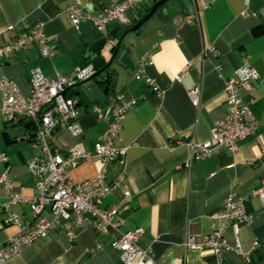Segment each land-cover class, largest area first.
Listing matches in <instances>:
<instances>
[{
  "label": "crops",
  "instance_id": "crops-1",
  "mask_svg": "<svg viewBox=\"0 0 264 264\" xmlns=\"http://www.w3.org/2000/svg\"><path fill=\"white\" fill-rule=\"evenodd\" d=\"M121 1L0 0V46L29 28L41 26L55 47L52 58L41 57L36 47L11 56L0 64V81L13 80L20 93L28 96L32 69L39 67L43 75L54 78L83 66L87 46L111 30L118 29L120 36L128 28L110 23L100 33L88 20L75 28L66 6L74 4L97 14ZM157 1L140 5L131 18L143 16ZM205 1L172 0L157 10L164 9L162 18L155 14L127 33L107 71L108 95L102 94L96 82L85 84L92 87L86 99L76 96L78 87L71 89L73 97L82 101L78 106L82 135L74 137L61 127L50 136L51 147L57 152L93 151L107 125L97 122L92 106L116 93L136 101L121 119L117 145L127 147L124 163H111L106 175L107 183L120 172L123 180L98 202L99 207H118L123 225L101 233L90 214L79 227L71 219H63L2 264H124L111 244L123 232L133 230H140L137 244L152 251L154 264H214L211 250L187 248L185 243L188 237L198 240L211 232L215 216L230 193L241 200L248 218L225 229L223 263L264 264V203L253 195L260 188L264 190V0H211L202 9ZM115 43H109L102 52L106 60L110 58L108 49ZM244 59L258 78L251 90H240V103L249 106L259 123L258 131L240 141L234 155L221 150L188 169L178 167L188 158L185 142L191 138L209 140L215 123L225 116L226 84ZM141 60L147 63L145 74L154 81L156 91L144 80L134 79ZM178 75L180 79H176ZM102 77L105 79L104 74ZM193 85L201 89L197 107L187 94ZM27 124L21 118L5 121L0 112V153L7 157L6 163H0V174L8 170L13 190L32 198L37 180L26 167V160L35 153ZM3 133L9 134L11 144L5 145ZM98 168L95 161L82 162L70 170V177L82 182L95 176ZM4 203L0 185V250L10 236L19 233L15 226L3 224ZM8 211L23 220H34L27 202L10 204ZM37 220H52L48 208ZM236 241L249 254L250 263L233 251Z\"/></svg>",
  "mask_w": 264,
  "mask_h": 264
},
{
  "label": "built area",
  "instance_id": "built-area-1",
  "mask_svg": "<svg viewBox=\"0 0 264 264\" xmlns=\"http://www.w3.org/2000/svg\"><path fill=\"white\" fill-rule=\"evenodd\" d=\"M147 1L149 0H123L110 8H103L97 14L86 12L77 5L68 4L65 12L75 28H78L80 22L88 20L100 33H104L110 23L120 27L127 26L132 14ZM210 2L211 0L205 1L202 9H206ZM195 19L198 21V12L195 13ZM52 40V37L43 33L41 26L29 28L9 43L0 46V64L16 53L32 47L37 48L41 57L52 58L55 55ZM146 64L145 60L140 61L134 72V79L144 80L152 90L156 91L154 81L145 74ZM93 73L92 66L87 63L73 69L65 76L56 75L54 78H48L42 74L39 67H36L31 71L29 80L31 91L28 96L20 93L13 80L0 81V112L4 120L12 122L21 118L31 123L30 146L35 153L26 160V167L37 180L36 194L32 198H25L13 190L8 170L0 174V185L4 189L5 198L3 224L13 225L19 231L17 235L10 236L0 250V264L22 251L63 219H71L79 227L84 224L85 216L90 214L94 218L96 231L101 233H106L108 228L116 230L124 223L118 207H99L98 202L118 188L123 180L122 172L110 183L106 182V175L111 163L118 162L120 165L124 163L127 147L117 145L122 131L121 119L136 101H127L121 93H116L104 103L92 106L97 122H105L107 125L93 145V151L57 152L52 149L50 143V136L56 128L63 127L74 137L82 135L83 130L78 123L79 101L75 97L63 96L62 93L67 92L75 84L87 80ZM180 77L181 75H178L176 79ZM257 78L255 69L247 59H244L242 65L235 70L233 77L227 81L225 116L215 123L209 140L198 142L191 138L185 142L188 158L178 167L188 169L194 163L207 159L221 150L234 155L240 141L256 134L259 123L249 106L240 103L239 93L242 89L251 90ZM187 94L191 104L197 107L201 89L193 85ZM86 161H95L99 167L98 172L85 181L74 182L70 177V170ZM6 162L7 157L1 152L0 163ZM253 195L264 203L262 188L254 191ZM19 202L30 204L34 216L32 222L8 211L10 204ZM46 208L50 211L52 220L50 222L37 220ZM247 218L241 200L230 193L215 216L211 232L198 240L188 237L185 246L195 250L209 249L213 253L214 264H224L225 229L230 224L245 222ZM139 234L140 230L126 231L112 242L113 249L118 252L124 264H154L152 251L138 246ZM233 251L246 263L251 262L249 254L241 250L239 241H236Z\"/></svg>",
  "mask_w": 264,
  "mask_h": 264
},
{
  "label": "water",
  "instance_id": "water-1",
  "mask_svg": "<svg viewBox=\"0 0 264 264\" xmlns=\"http://www.w3.org/2000/svg\"><path fill=\"white\" fill-rule=\"evenodd\" d=\"M170 1L172 0H158L150 7L148 12H146L142 17H140V19L132 27L124 30V32L120 36H118L117 34L118 29L111 30L107 32L105 35L99 37L97 40H95L89 46L85 48L82 59L86 63L92 66V70L94 73L87 80L83 82H79L74 85V87L79 88V91L76 93L77 97L86 99L87 92H89L92 87L91 86L85 87V84L95 82L94 81L95 78L102 76L103 74L105 76L104 81H105L106 86L103 88L102 94L105 96L108 95V91H109L108 85H109L110 74L107 71L110 69L112 62L114 61V59L117 57V55L120 52L123 38L125 37L127 33L133 32L137 30L138 28H140L145 22L151 19L155 14H157L159 18H162V16H164V9L160 11H157V10L160 7H164ZM115 41L116 43L112 45L110 49L108 50L110 54V58L106 60L105 57L102 55V52L104 51V49L107 47L109 43L112 44ZM62 95L65 96L66 92H63ZM81 104H82V101L78 103V106H80ZM30 126H31V123H28L27 127H30ZM2 138H3L5 145H9L12 143L8 133H3Z\"/></svg>",
  "mask_w": 264,
  "mask_h": 264
},
{
  "label": "trees",
  "instance_id": "trees-1",
  "mask_svg": "<svg viewBox=\"0 0 264 264\" xmlns=\"http://www.w3.org/2000/svg\"><path fill=\"white\" fill-rule=\"evenodd\" d=\"M140 17H142V15L141 14H138L136 17L130 18L129 24L127 26H125V27H122V28H129V27H131L132 25H134L140 19ZM85 64H87V63L85 62L84 65ZM109 80H110V77H109ZM94 81L98 84V87H100L101 89H103L106 86L105 81H104V78L102 76H99V77L95 78ZM72 88H69L67 90V92H66V95L68 97H73V92H71V89Z\"/></svg>",
  "mask_w": 264,
  "mask_h": 264
},
{
  "label": "rangeland",
  "instance_id": "rangeland-1",
  "mask_svg": "<svg viewBox=\"0 0 264 264\" xmlns=\"http://www.w3.org/2000/svg\"><path fill=\"white\" fill-rule=\"evenodd\" d=\"M109 49H110V48H109ZM109 49H108V50H109Z\"/></svg>",
  "mask_w": 264,
  "mask_h": 264
}]
</instances>
